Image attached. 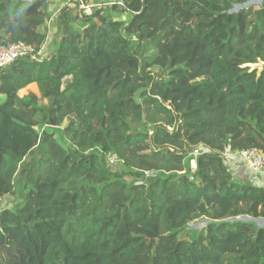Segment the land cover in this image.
<instances>
[{
  "label": "trees",
  "instance_id": "obj_1",
  "mask_svg": "<svg viewBox=\"0 0 264 264\" xmlns=\"http://www.w3.org/2000/svg\"><path fill=\"white\" fill-rule=\"evenodd\" d=\"M69 1L0 70V264H264V186L224 157L264 153V3ZM49 10L0 0V44L38 55Z\"/></svg>",
  "mask_w": 264,
  "mask_h": 264
},
{
  "label": "built area",
  "instance_id": "obj_2",
  "mask_svg": "<svg viewBox=\"0 0 264 264\" xmlns=\"http://www.w3.org/2000/svg\"><path fill=\"white\" fill-rule=\"evenodd\" d=\"M24 57H32L38 61L41 60V52L36 55L32 46L27 45L24 42H17L13 44H0V70L13 64L18 59ZM210 153V149L207 147H200L194 150L191 155L190 164L193 169L197 167V159L203 154ZM238 157L241 158L245 167L254 175H264V153L259 149H249L238 153ZM235 154H232L230 150H227L224 157L229 163L233 161ZM109 162L115 164L118 162L116 155L109 156Z\"/></svg>",
  "mask_w": 264,
  "mask_h": 264
},
{
  "label": "rangeland",
  "instance_id": "obj_3",
  "mask_svg": "<svg viewBox=\"0 0 264 264\" xmlns=\"http://www.w3.org/2000/svg\"><path fill=\"white\" fill-rule=\"evenodd\" d=\"M49 3V7H50V13L52 14V19L46 24V29L48 30V36H51L50 38V42H49V51H53L54 50V43L56 41V37H55V33L53 32V26L55 23V19L57 18V14L59 13V11L62 9L61 7H64L65 5L69 4L70 1L69 0H47ZM264 3V0H254L252 3L248 4V5H244L243 7H236L235 6V11L234 12H238L243 8H248L250 6H253L255 8V10H258L262 4ZM113 5V2L110 1H106V0H98V1H94L92 3L91 6H83L82 9H88V8H100V7H105V6H111ZM71 6V5H70ZM73 13L76 14L77 11V7L75 5L71 6ZM113 17L117 20V21H124V22H130L131 20V16L128 13H122V12H115L112 14ZM70 82V79L65 80L64 85H67ZM35 91L37 93H39V90L36 86H29L28 88H26L25 90L20 92V96H26L28 95V93ZM3 101V97L0 96V102ZM56 138L58 140H60V132H56ZM118 167V168H117ZM114 169H119L120 165L117 166ZM249 181L245 180V183H247ZM20 186L17 185L16 186V192L19 190ZM19 194H13L10 195L6 198L0 199V212L5 210V209H12L13 207L17 206L18 204H20L21 200L19 198ZM243 220V218H242ZM255 221V220H254ZM256 222V221H255ZM258 225L262 226L264 225V222H256ZM207 223L204 220H200L197 222L192 223L189 226V229L194 230V231H200L202 229H204L206 227Z\"/></svg>",
  "mask_w": 264,
  "mask_h": 264
},
{
  "label": "crops",
  "instance_id": "obj_4",
  "mask_svg": "<svg viewBox=\"0 0 264 264\" xmlns=\"http://www.w3.org/2000/svg\"><path fill=\"white\" fill-rule=\"evenodd\" d=\"M52 29H53V32L56 33L55 25L53 26ZM50 38H51V36H48V41H47L45 47L41 51V55L42 56H49L50 53H52V52L49 51L50 49H49V46H48L49 42H50ZM31 86H36L38 88L37 84H33ZM32 92H34L38 96H40V93H37L35 91H32ZM241 163H243V162L241 161ZM242 168H245V166L240 165L237 161H235V159L231 162V169L234 171V173L237 176H240V178H242V180L250 181L252 184H254L256 186H264V175L249 176L248 173H246Z\"/></svg>",
  "mask_w": 264,
  "mask_h": 264
},
{
  "label": "water",
  "instance_id": "obj_5",
  "mask_svg": "<svg viewBox=\"0 0 264 264\" xmlns=\"http://www.w3.org/2000/svg\"><path fill=\"white\" fill-rule=\"evenodd\" d=\"M254 0H252V1H250V2H248L246 5H248V4H250V3H252ZM245 5V6H246ZM236 7H241L240 5H237ZM235 11V8L231 11V12H234ZM243 220H251L250 218H243ZM256 222L258 221V222H264V219H259V220H255Z\"/></svg>",
  "mask_w": 264,
  "mask_h": 264
}]
</instances>
